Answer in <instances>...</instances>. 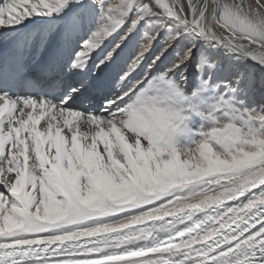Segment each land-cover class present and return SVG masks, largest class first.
<instances>
[{
	"label": "snow or ice",
	"instance_id": "obj_1",
	"mask_svg": "<svg viewBox=\"0 0 264 264\" xmlns=\"http://www.w3.org/2000/svg\"><path fill=\"white\" fill-rule=\"evenodd\" d=\"M0 48V264H264V101L218 59L264 67V0H0Z\"/></svg>",
	"mask_w": 264,
	"mask_h": 264
},
{
	"label": "bare ground",
	"instance_id": "obj_2",
	"mask_svg": "<svg viewBox=\"0 0 264 264\" xmlns=\"http://www.w3.org/2000/svg\"><path fill=\"white\" fill-rule=\"evenodd\" d=\"M113 0H109L111 3ZM33 3L37 2V0H32ZM186 2V0H185ZM250 3L255 5L256 0H249ZM114 3H119V0H114ZM113 3V4H114ZM32 28H37L38 25L30 26ZM221 29L218 28V31ZM6 54V51L3 48H0V55ZM218 59L224 61L226 64L234 66L240 71L246 72L250 74L257 83V89L254 94V99L259 103L264 101V97L261 95V89L259 85L262 81H264V67H261L258 63H254L252 60H237L236 57H233L226 53L224 50H220L218 54ZM44 65L43 61L36 57H30L27 61L26 69L28 70V74H34V76L39 75L43 71ZM106 71V70H105ZM8 179H12V177H8ZM3 184L0 183V191H3ZM7 195V193H6ZM194 202V201H193Z\"/></svg>",
	"mask_w": 264,
	"mask_h": 264
},
{
	"label": "rangeland",
	"instance_id": "obj_3",
	"mask_svg": "<svg viewBox=\"0 0 264 264\" xmlns=\"http://www.w3.org/2000/svg\"><path fill=\"white\" fill-rule=\"evenodd\" d=\"M111 3H114V0H113ZM114 4H116V3H114ZM161 39H162V38H161ZM106 71H107V69H106Z\"/></svg>",
	"mask_w": 264,
	"mask_h": 264
}]
</instances>
